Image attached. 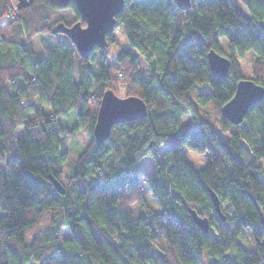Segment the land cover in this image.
<instances>
[{"label": "trees", "instance_id": "obj_1", "mask_svg": "<svg viewBox=\"0 0 264 264\" xmlns=\"http://www.w3.org/2000/svg\"><path fill=\"white\" fill-rule=\"evenodd\" d=\"M190 3L180 10L173 0H125L116 27L127 47L114 57L107 47L83 58L66 36L51 33L58 23L79 21L73 3L67 21L52 19L59 9L48 0H0V264L262 262L264 98L238 125L220 108L246 79L237 60L247 52L256 57L249 80L264 88V0ZM38 34L62 40L39 54L30 45ZM210 50L230 61L226 77L212 76ZM140 59L147 77L136 69ZM120 77L126 96L145 102L146 115L114 125L97 143L92 129L101 96ZM203 87L207 94L189 96ZM69 111L77 124L62 128ZM184 116L193 127L183 125ZM80 130L88 142L65 176L64 139ZM183 147L208 152L209 160L196 168ZM146 157L155 205L142 194L139 165ZM208 190L219 199L224 222ZM191 210L208 219L207 233ZM242 229L250 231L251 249L238 240Z\"/></svg>", "mask_w": 264, "mask_h": 264}, {"label": "water", "instance_id": "obj_2", "mask_svg": "<svg viewBox=\"0 0 264 264\" xmlns=\"http://www.w3.org/2000/svg\"><path fill=\"white\" fill-rule=\"evenodd\" d=\"M58 9L67 8L73 3L79 15V21L70 26L63 23L55 25L51 33L66 36L74 45L78 54L86 58L94 49H104L108 46L107 36L113 32L116 16L121 13L125 0H48ZM180 10H188L190 0H173ZM82 23L84 25H82ZM209 70L213 77L223 78L229 73L230 61L214 50L206 55ZM264 88L252 80L241 79L237 82L232 98L220 108L222 117L234 125L243 121L248 109L262 102ZM146 115V104L138 97H119L112 90L106 89L99 102L92 135L97 143H103L109 138L114 125L141 120ZM60 193L64 192L61 184L50 179ZM214 210L220 222L225 221L217 196L208 190ZM193 222L204 232L209 230L207 218H201L194 211H189ZM260 264H264V258Z\"/></svg>", "mask_w": 264, "mask_h": 264}, {"label": "rangeland", "instance_id": "obj_3", "mask_svg": "<svg viewBox=\"0 0 264 264\" xmlns=\"http://www.w3.org/2000/svg\"><path fill=\"white\" fill-rule=\"evenodd\" d=\"M237 7L242 8L243 6L238 2L235 1ZM52 16V19H58V18H64L65 20L69 21L72 19V13L70 10L67 8L64 9H59L58 11H54L53 13H50ZM113 37V41L108 45L106 48L108 49V52L110 53V56L114 57L118 54V52L122 49H125L127 47V43L125 41V38L123 36V33L121 31L120 27H116L113 30L112 33H110ZM109 34V35H110ZM61 38H55L51 39L48 36H42L41 34L36 35L33 37L31 41V48L34 52L39 53V54H44L45 47H53L54 44L58 41H61ZM219 45L222 51L229 55V52L227 50V45L226 42L223 39H219ZM256 57L254 54L247 52L245 53L242 58L238 59L237 62L241 67V75L243 78L249 79L251 77V66L253 62L255 61ZM136 69L138 70V74L141 77H147L148 76V70L146 68V65L142 59H140L136 65ZM116 77H119V75H114ZM121 77L118 79L117 82L115 83H108V88L113 92L115 95L125 98L128 97L125 94V85L123 84V79ZM208 90L206 88H195L193 89L190 93L189 96L193 98L198 94H207ZM206 110L208 113L211 115H214L215 113V107L212 104H209L206 106ZM182 123L183 125L187 127H193V122L191 119L187 116L182 117ZM77 124V117L75 112L69 111L66 113V115L62 116L60 118V125L62 128H67L70 129L73 125ZM65 147H66V158L63 163V174L66 176L70 171H73L74 166L76 164V159L79 153L84 149L88 142V135L87 131L85 130H80L76 133L74 138L70 137H65ZM164 150V146L160 147L157 150V160L160 162L162 160V153ZM181 152L183 156L191 161L193 165L196 168L202 167L205 162L209 160V153L208 152H203V153H196L187 150L185 147L181 149ZM139 177L142 182V194L146 198V201H148L150 204L155 205V202L151 199L149 188H148V181L152 176L153 173V167H152V161L149 157H146L142 159L139 165ZM63 180V179H62ZM63 182H65L63 180ZM222 208H226V206H223ZM226 213V211H225ZM229 215V212H228ZM65 231V230H64ZM64 234H62L63 236ZM239 242L243 243L247 248H252V243H251V236H250V231L247 229H242L239 234Z\"/></svg>", "mask_w": 264, "mask_h": 264}]
</instances>
